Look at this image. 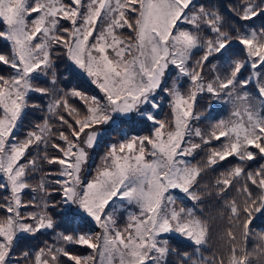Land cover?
Wrapping results in <instances>:
<instances>
[{"label": "snow or ice", "instance_id": "snow-or-ice-1", "mask_svg": "<svg viewBox=\"0 0 264 264\" xmlns=\"http://www.w3.org/2000/svg\"><path fill=\"white\" fill-rule=\"evenodd\" d=\"M261 217L264 0H0V264H264Z\"/></svg>", "mask_w": 264, "mask_h": 264}, {"label": "trees", "instance_id": "trees-1", "mask_svg": "<svg viewBox=\"0 0 264 264\" xmlns=\"http://www.w3.org/2000/svg\"><path fill=\"white\" fill-rule=\"evenodd\" d=\"M200 2H205V0H200ZM213 3L219 5H223L226 4L228 2V0H212ZM223 10V9H222ZM226 12V10H223ZM262 23V21L260 19L255 20V24L256 26H259ZM233 50L236 53L240 52V46L237 44L233 45ZM248 73H245V76H247ZM69 87H78L80 88L82 91L86 92L89 95H93V94H98V90L95 89L94 86L90 85L86 80H73L72 83L69 85ZM250 91H254V85L250 86L249 88ZM72 103H75L77 106H80V102L79 101H71ZM222 103V102H221ZM216 102H213V115L216 116V114L220 113L219 112V107H217ZM224 104V103H223ZM207 107V101L203 98L198 99V103H197V110L198 111H205ZM168 112V108H167V103H165L164 105V110L163 112L160 114L161 118H163V116ZM225 116V115H224ZM221 115V117H224ZM220 117V116H219ZM218 118V117H216ZM207 122H205L206 124ZM202 127L204 126L203 124L201 125ZM146 131V129L144 130ZM116 138V134L113 133L112 136L108 137L106 139V142L104 145H101L100 147H98L97 149H95L92 154H91V159L89 160L88 163V169H89V175L94 171V169L96 168L97 165L100 164L101 162V156L103 155L104 151H105V146L106 143L111 142L112 140H114ZM233 158H229V160L231 161ZM228 161L222 162L220 165L219 170H222L223 168L228 167ZM54 167V166H53ZM42 175V173L40 174ZM214 175L213 173H209L208 177H206V179H214ZM39 177H37L38 180ZM37 180H34L33 183H36ZM206 211L211 212L213 215H216L217 217H219V212H220V208L219 205L213 203L210 204H206ZM79 222L77 221L76 223H73L71 225H67L64 224L62 225L61 229L58 230H67V231H71L73 228H75L77 226ZM91 227V226H89ZM227 227V221L226 219H217L215 224H214V229H213V237L211 240V249L218 251V252H223L224 251V243H225V239L226 237H224V232L225 229ZM255 231H260V230H264V217L261 218H257L253 221V224L251 226ZM52 235L53 234H48L45 236H41L39 238V240L33 242L36 244H40L42 243L44 240H48L50 243L52 242ZM256 241L253 239H250L248 242V249L251 250L254 245H255ZM171 245L173 247H178V248H185L186 247V242L181 241L179 238H173L171 240ZM69 251L73 252L74 254L77 255H87L89 253V249H87L86 247L83 246H69ZM209 254V253H206ZM172 259L174 260L175 257H172ZM255 264V262H254Z\"/></svg>", "mask_w": 264, "mask_h": 264}, {"label": "rangeland", "instance_id": "rangeland-1", "mask_svg": "<svg viewBox=\"0 0 264 264\" xmlns=\"http://www.w3.org/2000/svg\"><path fill=\"white\" fill-rule=\"evenodd\" d=\"M217 107H219V112L218 114H216L215 117H218V118H226L228 116V113H229V109H230V105H227V104H223L221 102L215 104ZM224 116V117H221ZM220 116V117H219ZM89 168V167H88ZM123 219V217H122ZM93 231H97L98 229H95V228H92Z\"/></svg>", "mask_w": 264, "mask_h": 264}]
</instances>
